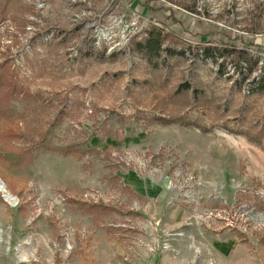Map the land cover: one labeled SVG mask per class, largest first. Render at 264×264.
<instances>
[{
    "label": "rangeland",
    "instance_id": "374dc122",
    "mask_svg": "<svg viewBox=\"0 0 264 264\" xmlns=\"http://www.w3.org/2000/svg\"><path fill=\"white\" fill-rule=\"evenodd\" d=\"M260 76L264 0H0V252L264 264Z\"/></svg>",
    "mask_w": 264,
    "mask_h": 264
},
{
    "label": "trees",
    "instance_id": "16d2710c",
    "mask_svg": "<svg viewBox=\"0 0 264 264\" xmlns=\"http://www.w3.org/2000/svg\"><path fill=\"white\" fill-rule=\"evenodd\" d=\"M165 41V36L163 34H161V31H157V30H153L151 32H149V36L145 39V41H140L137 45L138 49L140 48L141 50L146 51L148 54L154 56L157 53H160L162 50V45ZM205 57L207 58H212V59H216V57H213V53H212V49L210 47H205ZM225 51H228V49H226ZM241 55V57L243 58V56H247L248 52H240L239 53ZM245 58L242 59V61L244 62ZM246 61V60H245ZM258 63V61L256 60V64ZM253 66L250 68H246L245 71L244 69H240L239 71L243 74V79L242 81L245 82L248 78H250L252 71H253ZM245 72V73H244ZM251 90H255V91H264V76H260L259 78L256 77L253 80H251Z\"/></svg>",
    "mask_w": 264,
    "mask_h": 264
},
{
    "label": "crops",
    "instance_id": "0c3cea01",
    "mask_svg": "<svg viewBox=\"0 0 264 264\" xmlns=\"http://www.w3.org/2000/svg\"><path fill=\"white\" fill-rule=\"evenodd\" d=\"M4 260L6 261L7 264H15L13 262V256H11L9 252L1 251L0 252V264H3Z\"/></svg>",
    "mask_w": 264,
    "mask_h": 264
},
{
    "label": "bare ground",
    "instance_id": "6f19581e",
    "mask_svg": "<svg viewBox=\"0 0 264 264\" xmlns=\"http://www.w3.org/2000/svg\"><path fill=\"white\" fill-rule=\"evenodd\" d=\"M0 181H1V178H0ZM1 184V183H0ZM0 188H2V190L1 191H3L4 192V197H5V200H7L8 202L9 201H13L14 202V200L16 201V196H13L12 197V193L10 192V190H8L7 188H6V185H2V187H0ZM12 194V195H11Z\"/></svg>",
    "mask_w": 264,
    "mask_h": 264
}]
</instances>
